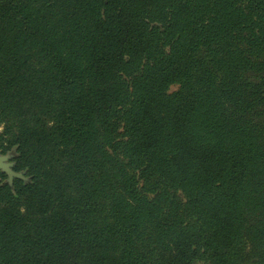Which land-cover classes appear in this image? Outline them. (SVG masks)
<instances>
[{
    "label": "trees",
    "instance_id": "trees-1",
    "mask_svg": "<svg viewBox=\"0 0 264 264\" xmlns=\"http://www.w3.org/2000/svg\"><path fill=\"white\" fill-rule=\"evenodd\" d=\"M0 264H264V0H0Z\"/></svg>",
    "mask_w": 264,
    "mask_h": 264
},
{
    "label": "water",
    "instance_id": "water-1",
    "mask_svg": "<svg viewBox=\"0 0 264 264\" xmlns=\"http://www.w3.org/2000/svg\"><path fill=\"white\" fill-rule=\"evenodd\" d=\"M14 155L10 154H1L0 155V170L8 174L9 182H12L14 178H25L24 172H17L14 169L15 163L12 160Z\"/></svg>",
    "mask_w": 264,
    "mask_h": 264
}]
</instances>
